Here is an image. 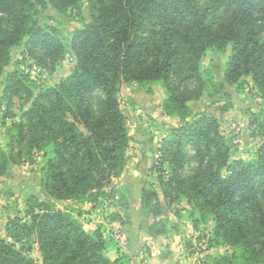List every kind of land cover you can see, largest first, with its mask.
Returning a JSON list of instances; mask_svg holds the SVG:
<instances>
[{"label":"trees","instance_id":"16d2710c","mask_svg":"<svg viewBox=\"0 0 264 264\" xmlns=\"http://www.w3.org/2000/svg\"><path fill=\"white\" fill-rule=\"evenodd\" d=\"M82 1L0 0V124L7 139L0 177L21 163L22 151L36 152L43 160L39 190L49 201L31 197L15 210L0 237V264H37L32 247L40 264H130L105 256L109 244L99 228L83 230L82 212L51 206L124 205L113 180L124 171L130 142L119 103L121 86L129 84L162 86L160 110L180 123L157 150L159 168L150 170L157 171V190L142 186L143 215L156 219L171 209L182 220L176 207L184 202L198 241L231 250L206 264H264V142L255 160H232L217 119L188 107L227 87L241 91L242 79L264 102V0H85L89 22L70 38L43 16L48 9L65 16ZM228 48L222 80L214 83L201 61ZM17 49L29 67L43 62L52 71L66 53L75 65L58 84L37 87L19 62L5 72ZM0 207H16L10 190H0ZM169 225L175 229L159 219L151 229Z\"/></svg>","mask_w":264,"mask_h":264},{"label":"rangeland","instance_id":"374dc122","mask_svg":"<svg viewBox=\"0 0 264 264\" xmlns=\"http://www.w3.org/2000/svg\"><path fill=\"white\" fill-rule=\"evenodd\" d=\"M43 16L52 17L53 21L50 24L62 30L67 38H70L71 32L80 28L81 24L89 22L85 0L82 1V6L79 9L69 11L65 16L56 15L49 9L43 13ZM20 53V49L10 52L11 62L5 72L12 71L13 66L17 62L25 71L31 67H29L27 62H20ZM229 55L230 48L224 54L207 52L202 59V67L211 72V78L214 83L221 82L223 66ZM74 65L75 60L69 53L65 54L63 60L52 71L43 62H36V67L39 68L40 72L39 79L35 85L39 87L58 84L60 80L70 75ZM241 82H243L240 84L243 87L241 91H239L237 86L227 87L224 94L217 95L212 99L203 96L198 101L189 102L188 107L192 115L204 113L217 119L220 125V132L228 143L232 160L242 157L244 160L253 161L257 157L258 148L264 142V102L259 100L254 90L246 87V84H250L249 79H242ZM164 97V89L160 85L139 86L137 84H129L121 86L119 103L126 116L130 139L125 153L126 160L131 158L147 159L152 166L154 163L158 164L155 169L159 168L160 162L158 161L157 150L167 136L168 131L178 128L180 124L177 119L162 114L160 105ZM221 109L224 110L222 114L220 113ZM139 110L142 113L138 114ZM10 124L11 121L6 122L7 127ZM6 143L7 139L4 129L0 124V145L5 147ZM134 153L137 157L134 156ZM42 163L43 160L38 153L27 154L22 151L21 163L12 166L4 176L0 177V190H10L16 199V207H11L6 211L0 207V237L5 238V224L15 216L16 209H20L21 212L25 209V203L29 198L34 197L38 201H46L39 190ZM156 172V170L150 172L152 177H148L147 180L142 177L140 185L143 184L147 190H157ZM147 174L148 171L144 172V175L147 176ZM118 195L120 196V193ZM105 205L107 211L115 208V204L108 201ZM51 206L59 209L70 208V205L67 206L63 203H54ZM176 208L181 212V216L186 219L187 215L184 212L185 203L182 202ZM97 209L95 211L100 212V208ZM98 214H105V212L102 211ZM107 214L109 215V213ZM210 228L211 225L201 227L200 230L206 232ZM216 252L231 254V250L228 248H218ZM31 256L37 264H40V257L36 247H32Z\"/></svg>","mask_w":264,"mask_h":264},{"label":"crops","instance_id":"0c3cea01","mask_svg":"<svg viewBox=\"0 0 264 264\" xmlns=\"http://www.w3.org/2000/svg\"><path fill=\"white\" fill-rule=\"evenodd\" d=\"M134 156L137 157L135 153ZM236 159L244 160L242 157ZM152 167L147 159H127L122 175L113 180V187L120 190L124 205H115L113 210L107 211L106 202L102 206L97 204L100 212L104 211L105 214H98L100 212L95 211L98 209H93L91 204L59 203L70 205L82 212L80 222L85 232L91 233L97 228L100 229L103 240L109 244L104 254L110 260L125 256L130 264H206L217 253L216 249H207L204 241H198V233L193 230L190 222L177 219L171 209H165L156 219L143 215L140 207L143 184L140 183L142 177L146 180L152 177ZM146 171L147 176L144 175ZM110 190L109 187L105 188V192ZM158 197L161 202V195L158 194ZM107 213L112 216L109 217ZM159 219L168 220L175 225V229L169 225L163 232L153 231L151 228ZM116 231L125 240L124 249L117 247L112 240Z\"/></svg>","mask_w":264,"mask_h":264},{"label":"built area","instance_id":"2783aa9c","mask_svg":"<svg viewBox=\"0 0 264 264\" xmlns=\"http://www.w3.org/2000/svg\"><path fill=\"white\" fill-rule=\"evenodd\" d=\"M39 68H37L36 66L32 65L27 71L26 73L28 74L29 78L32 81H38L39 79ZM142 113L141 110L138 111V114ZM115 201L118 200V196L116 195L114 198ZM112 240L115 243V245L121 249H124L125 245V240L122 238V235L119 231H116L113 236H112Z\"/></svg>","mask_w":264,"mask_h":264}]
</instances>
